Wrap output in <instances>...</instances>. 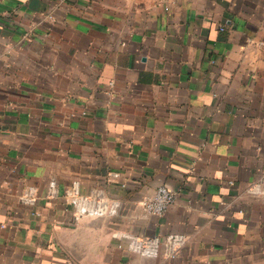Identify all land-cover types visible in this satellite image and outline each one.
<instances>
[{
	"label": "crops",
	"instance_id": "0c3cea01",
	"mask_svg": "<svg viewBox=\"0 0 264 264\" xmlns=\"http://www.w3.org/2000/svg\"><path fill=\"white\" fill-rule=\"evenodd\" d=\"M263 38L264 0H0V264H264Z\"/></svg>",
	"mask_w": 264,
	"mask_h": 264
},
{
	"label": "built area",
	"instance_id": "2783aa9c",
	"mask_svg": "<svg viewBox=\"0 0 264 264\" xmlns=\"http://www.w3.org/2000/svg\"><path fill=\"white\" fill-rule=\"evenodd\" d=\"M264 43V38L262 39ZM55 181L49 182L48 195L54 194ZM246 192L253 196L264 195V159L258 177L246 185ZM71 203L73 205L74 215L78 218L98 217L105 213L107 207V198L101 192H93L83 195L71 190ZM33 192L28 190L22 199L32 201ZM175 193L167 185L159 184L152 194L142 200L144 210L149 214L160 215L174 201ZM125 239L126 247L129 250L138 252L141 255L149 257H171L182 245L184 239L180 233H169L164 236L159 235H139L134 233H125L122 235Z\"/></svg>",
	"mask_w": 264,
	"mask_h": 264
},
{
	"label": "rangeland",
	"instance_id": "374dc122",
	"mask_svg": "<svg viewBox=\"0 0 264 264\" xmlns=\"http://www.w3.org/2000/svg\"><path fill=\"white\" fill-rule=\"evenodd\" d=\"M102 216V215H101ZM99 217V216H98ZM93 218V217H92Z\"/></svg>",
	"mask_w": 264,
	"mask_h": 264
}]
</instances>
